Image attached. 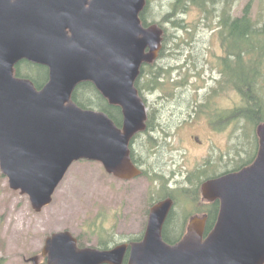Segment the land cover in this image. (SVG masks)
I'll list each match as a JSON object with an SVG mask.
<instances>
[{"label":"water","instance_id":"95a60500","mask_svg":"<svg viewBox=\"0 0 264 264\" xmlns=\"http://www.w3.org/2000/svg\"><path fill=\"white\" fill-rule=\"evenodd\" d=\"M147 0H0V167L9 186L41 212L72 164L102 163L120 179L142 173L131 156L133 137L147 128V106L136 81L155 61L164 30L144 25ZM22 60L49 68L41 88L15 74ZM91 81L122 108L118 126L104 111L72 98ZM252 163L206 181L204 194L220 200L214 228L193 217L183 238L170 244L163 226L172 199L155 204L141 241L101 249L81 247L70 230L45 240L46 264H264V123ZM33 264H39L33 257Z\"/></svg>","mask_w":264,"mask_h":264},{"label":"rangeland","instance_id":"374dc122","mask_svg":"<svg viewBox=\"0 0 264 264\" xmlns=\"http://www.w3.org/2000/svg\"><path fill=\"white\" fill-rule=\"evenodd\" d=\"M149 1L146 11L149 20H162L168 33L163 49L167 55L156 61L157 66L173 68L167 75L164 90H143L147 112L152 110L162 125L161 132L153 135L158 138V156L152 152V158H149L139 151L148 144L147 134L138 138V152L142 158H149L147 163L151 169H157L163 175L171 157L187 170L208 160H212L208 165L213 163L215 166L213 173L234 169L240 160L251 158L255 151L250 135L253 132L251 124L248 122L247 128L240 123L241 126L230 125L223 131L214 130L207 115L196 114L193 107L205 99L212 87V57L216 50L220 51L215 30L213 32L216 19L212 16L206 18L199 8L191 7L185 14H179L190 25V30H177L169 20H163L171 10L173 0ZM248 1L234 0L233 15L241 14ZM251 12L253 19H261L263 23L264 4L261 0H253ZM256 44L263 47L264 39L259 38ZM173 51L176 54L168 56ZM177 81L184 85L178 88ZM174 91L178 92L173 97ZM216 99L220 104L218 111L224 113L226 109L222 107L232 106L231 113L240 104V96L232 91L220 94L214 101ZM253 108L250 111L252 116L257 109L256 106ZM191 135L202 139L204 145L209 144V151L205 153L206 149L191 139ZM207 173L211 175L210 171ZM161 182L146 176L122 180L109 174L101 162L82 159L70 167L56 189L52 203L36 212L28 195L10 188L8 177L0 167V264H33V257L45 261V240L57 231L70 230L84 242L85 246L81 247L97 248H101L102 240H112L110 246H115L141 235L147 225L150 192L160 191ZM184 207L186 213L191 214L192 205L184 204ZM181 208V205L177 207L173 217L177 218L178 230L190 218L185 219Z\"/></svg>","mask_w":264,"mask_h":264},{"label":"trees","instance_id":"16d2710c","mask_svg":"<svg viewBox=\"0 0 264 264\" xmlns=\"http://www.w3.org/2000/svg\"><path fill=\"white\" fill-rule=\"evenodd\" d=\"M149 0H147V4L144 8V10L141 13V19L142 23L144 25H149L151 23H157L159 24L162 29L164 30L163 34V43L166 45L168 40V33L167 28L163 26V21H157V20H149L148 15L146 14L147 8L149 6ZM261 2L264 4V0H261ZM234 4V0H173L171 3V10L168 11V14L165 15L163 20H169L172 23V26L176 28L177 30L185 29L190 30V25H188L187 22H184V18H180L179 14H185L191 7H197L200 9L203 15L206 16V18H209L212 16L217 21H221V23L224 25V27H227L229 31V43L231 44V50L233 51V55L235 56V67L232 68V75L235 79V84L238 86L239 91L238 95L240 96V104L235 107L231 115L229 114V117L233 118V122L231 123V126H241L240 123H243L242 125L247 128L248 122L251 124V127L253 128V132L250 134L252 135V144L255 146V151L251 158L249 159H242L239 161L240 164L236 165L234 169L231 170H238L245 165H248L252 162L253 158L256 155V151L259 145V136L257 133V128L261 123H264V75H261V72L259 70V65L261 63H264V46L260 47L256 44V41L259 38L264 39V20L262 23L261 19H253L251 7L253 4V0H249L247 4L242 9L241 14H238L236 16H231V11ZM218 11V13H215ZM178 38V36L173 35ZM177 44H180V42H176ZM264 45V44H263ZM176 53L173 51L172 53H169L168 56H173ZM250 55L251 57V64L248 67L249 70H245L243 58L244 55ZM164 50L160 51L158 58L156 61L163 58ZM261 59L260 63L256 64L258 62L257 60ZM154 63H143L141 67V73L136 81V87L138 88L141 96L143 97V90L148 89L150 91L153 90H159L165 88L166 80L168 79V74L173 67H164L162 65H158L157 62ZM15 74L19 77H25L31 79L37 88H41L44 86V84L49 79V69L47 66L42 64H36L33 62H30L28 60H22L18 62L15 66ZM167 77V78H166ZM179 85L178 88L182 87L184 83L177 81ZM249 89V90H248ZM178 91H174L173 97L176 96ZM211 96L212 93L209 91L205 97L204 100H201L199 102H196L194 107V112L196 114H206L208 116H211ZM73 100L82 108H89V109H96L106 112L118 126H122L123 122V114H122V108L119 105L111 104L107 98H105L102 93L97 89L95 84L91 81H84L80 83L76 89L73 92L72 95ZM145 100V99H144ZM256 106L255 114L252 116L250 114V111L254 109L253 107ZM210 111V112H209ZM156 112V111H155ZM211 114V115H210ZM218 116H227L226 113L222 111H218ZM218 116H213L216 120L218 119ZM213 123H215L214 120H212ZM147 128L138 133L139 135L147 134L149 136L148 138V144L146 148L142 147L139 149L140 152H143L145 156H149V158H152V152L154 156L157 155V146L156 143H158V138L153 137V135L158 131L161 132V121L156 117L154 112L151 110L148 112V118H147ZM218 123L219 119H218ZM240 124V125H239ZM216 128L220 131L226 128V125H216ZM140 139H138L139 141ZM138 144V143H137ZM137 149V148H136ZM155 149V150H154ZM133 151L135 149L133 148ZM250 154V152H249ZM135 155V153H134ZM158 156V155H157ZM135 156H133L134 159ZM136 158V157H135ZM147 158V157H146ZM149 158H147L149 160ZM147 159L144 163L145 170L143 171L142 176H149L151 177V180H159L164 181V175L160 174L157 169H153V174H150V165L147 163ZM152 173V172H151ZM153 175V176H152ZM198 210V209H196ZM174 214H170L167 217L165 229L170 228L174 226L177 229L178 223L176 222L177 218H173ZM185 217V216H184ZM188 218V217H187ZM174 221V222H173ZM172 222V224H171ZM216 222V217L210 216V220L208 221V229L212 228ZM174 223V224H173ZM176 223V224H175ZM189 222L183 223V226L181 229L178 230L177 235H168L167 231L163 232V236L165 240L172 241L175 238H180L182 233L186 230L187 225ZM172 225V226H171ZM172 232V230H171ZM102 233V232H101ZM100 233V234H101ZM131 238V239H136ZM113 242L112 240H102L100 241V246L102 249H107L112 246H110V243ZM78 243L80 246H85L84 242L78 238ZM45 261H42L41 264H46L47 257L43 255ZM40 260V258H39ZM124 264L127 263V259L124 260Z\"/></svg>","mask_w":264,"mask_h":264},{"label":"flooded vegetation","instance_id":"af4514ba","mask_svg":"<svg viewBox=\"0 0 264 264\" xmlns=\"http://www.w3.org/2000/svg\"><path fill=\"white\" fill-rule=\"evenodd\" d=\"M215 13H218V11H216ZM231 16H233V13H231ZM214 30H215V32H214ZM213 32H214V36L216 37V40L218 41V46L220 47L219 48L220 51L216 50L214 52L213 57H212V67H210L211 70H213L212 71L213 83L211 85L212 87L210 90L212 93V96H211L212 97L211 114L213 116H218V109L220 108V104L217 101V99H216V101H214V98H216L217 96H219L222 93L228 94L231 91L238 93L239 88H238V86H236L234 76L232 75V71H233L232 68L235 67V58H234L235 56L233 55V51L231 50V44L229 43V38H230L229 37V31H228L227 27H224V25L221 23V21L216 20L215 27L213 28ZM164 48H165V44L163 43L161 51ZM250 59H251V57L249 54L244 55L243 63H244L245 70L246 69L249 70L248 67L251 64ZM155 61H153L151 63H154ZM257 61L258 62H256V64L260 63L261 59H258ZM259 70H260L261 75H262L263 70H264V63H261L259 65ZM222 108L226 109L227 116L226 117L225 116L224 117L218 116V119H219L220 123H222L223 125H226V127L228 128V126H230L231 123L233 122V118L229 117V114L231 115L229 110L232 108V106H226V107H222ZM212 115L211 116L207 115V117L209 118V122L213 125L214 130H215V129H217L216 125H218L219 123H218V119L216 120L214 117H212ZM212 120H214L215 123H213ZM139 137H143V135L138 136V133H137L133 137V139L130 143V147H131L132 159H133V156L136 157V158L134 157L133 161L138 167L141 168L142 173H143V171L146 169L145 165H144L146 159L142 158L140 152H138V149H136L137 146L139 147V145L137 144ZM190 137H191V139H194L199 145H201V148L206 149L205 153H207L209 151V147H210L209 144L204 145V141L197 136L191 135ZM209 139L211 140L212 138H209ZM133 148L135 149L136 152L133 151ZM258 148H259V145H258ZM258 148L256 151V155L258 152ZM134 153H135V155H134ZM256 155H255V157H256ZM210 156L212 157L213 154H211ZM255 157L253 158L252 162L254 161ZM211 161L212 160L205 161L204 163H202V165H197L195 168L193 167L192 170H187L186 168H181L180 166H178L176 164L177 162H176L175 158L171 157L167 162L169 165H168V168L166 169V171L164 173L165 179H164V181L161 182V184H162L161 190L156 191V192H153V191L150 192V197H149L150 206H149V209L147 211V213H148L147 225H148V220H149L151 208L155 204L161 202L162 200L172 199L173 206H172V209H171L169 215L174 214V216H175L177 213L176 212L177 207L181 205V207H183V208H181L182 214H185V215H183V216H185V219H187V217H190L189 220L187 219L188 222H190V220L193 217H201V218L206 219V230H205V236H206L215 226V224H214V226L212 228L208 229V227H209L208 221L210 220V216L212 215V216L216 217V221L218 219V215H219V211H220V200L218 198H209L208 196H206V194H204L203 185L206 181H208L210 179L216 178V177L223 175L227 172L235 171V170H226L220 174H216L217 172L213 173L212 169L215 168L214 164L212 163L211 165H208V163ZM150 171L152 172V173L150 172V174H153V169H151ZM207 171H210L211 175H208ZM142 173L139 174L138 176L134 177V178L142 176L143 175ZM213 174H216V175H213ZM134 178H131V179H134ZM146 178L151 179L150 175L146 176ZM122 180H130V179H122ZM184 204H187L189 207H190V205H192L193 211H191V214L186 213ZM196 209H198V210H196ZM180 211H178V212H180ZM165 224H166V222L164 223V226H163V232L167 231V233H169L168 235H170V233H171V236L177 235L178 229H176L173 226L171 229L172 230V232H171L170 228L165 229V227H166ZM147 225L145 227L144 232L141 235L137 236V238L135 240L130 238L128 240H125L122 243H127L130 246V244L132 242L141 241L144 238V235L146 233ZM187 228H188V225H187ZM187 228L182 233L180 238H175L172 241H168V240H165V241L170 243V244L177 243L179 240H181L183 238V236L185 235V233L187 231ZM128 253H129V250H128L126 257H125V259H127V263H128V257H129ZM38 262H39V264H41L39 259H38Z\"/></svg>","mask_w":264,"mask_h":264},{"label":"bare ground","instance_id":"6f19581e","mask_svg":"<svg viewBox=\"0 0 264 264\" xmlns=\"http://www.w3.org/2000/svg\"><path fill=\"white\" fill-rule=\"evenodd\" d=\"M111 248V247H110Z\"/></svg>","mask_w":264,"mask_h":264}]
</instances>
